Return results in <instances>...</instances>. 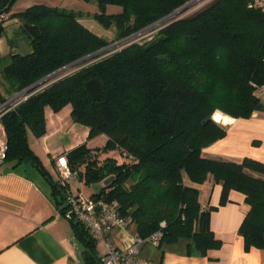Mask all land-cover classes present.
<instances>
[{
	"label": "trees",
	"instance_id": "1",
	"mask_svg": "<svg viewBox=\"0 0 264 264\" xmlns=\"http://www.w3.org/2000/svg\"><path fill=\"white\" fill-rule=\"evenodd\" d=\"M15 0H0V38L6 21L16 19L15 35L0 70V106L50 74L114 42L129 38L162 20L191 0H84L96 5L92 14L36 4L11 13ZM120 10L107 13V6ZM252 5V6H250ZM91 18L113 39L98 36L81 20ZM150 41L123 44L98 55L61 77L25 94L0 110L5 134L3 163L35 176L60 208L67 186H61L28 141L46 132V110L70 106L73 123L89 129L88 140L107 137L103 147L87 142L65 154L70 170L92 186L113 180L90 197L115 204L118 213L142 239L161 231L157 246L184 241L187 255L207 256L222 243L210 227L214 207H201L198 185L210 180L222 186L220 205L231 190L249 206L239 233L245 250L264 248V163L245 158L234 162L212 158L204 149L223 139L226 130L212 116L249 118L264 111V7L254 0H212L186 17L160 24ZM26 42L27 56L20 53ZM101 85L98 100L85 83ZM220 111V112H219ZM214 114V115H213ZM230 118V119H231ZM116 149L119 162L100 155ZM26 167H29L27 169ZM64 214V210H60ZM164 222V226L160 224ZM84 246V264H101L98 242L71 221ZM129 225V226H130Z\"/></svg>",
	"mask_w": 264,
	"mask_h": 264
},
{
	"label": "crops",
	"instance_id": "2",
	"mask_svg": "<svg viewBox=\"0 0 264 264\" xmlns=\"http://www.w3.org/2000/svg\"><path fill=\"white\" fill-rule=\"evenodd\" d=\"M81 22L83 24V20ZM8 23L14 29L8 33L9 27L6 28V34L0 38L1 57L7 55L8 39L15 35L17 29L16 19ZM230 118L220 116L215 120L226 130V135L204 149L203 154L234 162L249 158L264 163V111L253 112L249 118ZM76 126L71 121L69 108L58 113L46 110L47 132L39 140L43 141L45 153L52 165L57 164L58 158L66 160L65 154L79 144L87 142L89 145V129L82 125L79 135L73 131ZM68 131L70 139L62 144V154L56 158L57 150L52 153L54 146L50 140L56 134L63 132L66 135ZM29 144L35 151L34 146ZM4 145L5 134L0 124V147ZM56 174L52 173L55 179ZM26 175V171L13 169L9 164L2 162L0 165V264H68L71 261L84 264V246L75 235L71 221L60 212L65 201L58 208L43 181ZM72 180L67 185L69 193H73L70 190ZM197 187L201 207H214L210 213V227L221 241V248L209 250L207 256L200 257L196 254L187 255L184 241L161 248L144 244L140 247V256L161 264H264V248L251 247L245 250L244 239L239 233V227L249 211L244 194L231 190L226 204L220 205V184L208 180ZM116 231L109 233L114 246L125 249L133 243L134 226L121 235H117ZM98 244L100 257L103 253Z\"/></svg>",
	"mask_w": 264,
	"mask_h": 264
},
{
	"label": "built area",
	"instance_id": "3",
	"mask_svg": "<svg viewBox=\"0 0 264 264\" xmlns=\"http://www.w3.org/2000/svg\"><path fill=\"white\" fill-rule=\"evenodd\" d=\"M254 4L264 7V0H254ZM5 19L6 17L0 14V24ZM24 99L25 95L11 98L0 106V110L6 105L13 104L14 102L17 104ZM4 148V146L0 147V165L4 159ZM55 170L60 185L64 187L76 176V173L70 170L66 160L62 157L58 158ZM65 205L64 217L69 221L80 223L92 238L98 243H103L105 252L100 256L101 264H161L140 256V247L142 245L148 244L152 247L159 245L162 236L161 231H157L144 239L135 237L129 247L120 249L110 241L109 233L114 230H126L130 222L129 219L118 213L115 204L102 198L86 197L81 192L77 194L67 192ZM160 225L164 226V222ZM262 238H264V232H262ZM68 264L82 263L71 261Z\"/></svg>",
	"mask_w": 264,
	"mask_h": 264
},
{
	"label": "rangeland",
	"instance_id": "4",
	"mask_svg": "<svg viewBox=\"0 0 264 264\" xmlns=\"http://www.w3.org/2000/svg\"><path fill=\"white\" fill-rule=\"evenodd\" d=\"M212 0H191L188 3V6L182 10L181 12H179L178 14L175 15V17L181 18V17H186L188 15H191L195 12H197L198 10L202 9L205 5H207L208 3H210ZM36 4H43V5H48V6H57V7H61V8H66V9H72L75 11H81L83 13H89L92 14L96 11V5H94L93 3H87L84 0H15L12 8H11V13H18L21 12L25 9H27L30 6L36 5ZM120 10L119 7L117 6H107L106 12L107 13H111V12H115ZM83 20V24L85 26H87L90 30H92L94 33L99 34L98 36H104L107 37L108 39H113V34H111V32L109 31H105L96 21H94L91 18H85L82 19ZM164 23V22H163ZM160 24H156L152 27L149 26V28L147 29H143L142 31L138 32L137 34L131 36L130 38L121 41V42H114L111 45V47H109L108 49L104 50L103 52L90 57L80 63H77L65 70H63L62 72L58 73L57 75H55L52 78H57V77H61L63 75H66L72 71L75 70V67L87 60H91L93 58H95L96 56L98 57V55H103L105 53L110 54L116 50H119L120 48H122L123 44L131 43V42H144V41H150L156 34L157 30L159 28H157ZM10 25L8 23V21H6L3 24V28L6 29L8 28ZM13 28L7 29L8 33H12L13 32ZM26 43V42H25ZM5 61H2L0 63V70L1 68L4 66ZM52 78H50L49 80H51ZM42 85V84H41ZM12 97H10L9 99H11ZM19 98V97H18ZM261 101L264 102V94L260 95ZM8 99V100H9ZM3 105V104H2ZM68 108L70 109V106H68ZM68 108H65V111H67ZM220 112V111H219ZM222 113V112H221ZM221 113H216L214 116H212L214 118V120H218L217 117L220 116H226V114L224 115ZM228 117V116H227ZM82 125L81 124H77V126L73 129L74 133H78L80 135L81 133V129H82ZM70 131V130H69ZM69 131L67 132V134L65 135L63 132H60L58 134H56L55 136H53L51 138L50 141H52V144L54 146L53 152L55 153L56 158L62 154L61 150H63V145L64 143H66V140L70 139V134ZM40 138H36L35 136H33L30 132L28 133V141L34 146L35 152L36 154L39 155V157L41 158L42 162L44 165H47V167H49V169L52 171L53 175L56 174L55 170L53 169V166H55L56 169V165L57 164H53L51 163L50 160H48V155L47 153H45V146L43 144V141L39 140ZM107 141V137L105 135H101L98 136L94 139H91L89 141V146L91 148H95V147H103L106 144ZM100 157L102 159H104L105 157H113L115 158L117 161L122 162L125 161L126 159L124 158V156L122 154L119 153L118 150L113 149V150H108L107 152H103ZM57 176V174H56ZM77 177V176H76ZM70 190L74 193L77 194L78 192H81L83 195H85L86 197H90L92 195L93 189L92 186H89L87 184H85L83 181L79 180L78 178H75L74 180H72L71 182V186H70ZM133 229V226H129L126 231L125 230H117L115 233H117V235H121L123 233H126L127 231H130ZM98 247L101 251V253L105 252V247L103 245V243L99 242Z\"/></svg>",
	"mask_w": 264,
	"mask_h": 264
},
{
	"label": "water",
	"instance_id": "5",
	"mask_svg": "<svg viewBox=\"0 0 264 264\" xmlns=\"http://www.w3.org/2000/svg\"><path fill=\"white\" fill-rule=\"evenodd\" d=\"M187 6H188V4L184 5L183 7L179 8L178 10H176V11L173 12V13H171V14L168 15L167 17H165V18H163L162 20H160V21L154 23V24L151 25L150 27H152V26H154V25H156V24L162 23V22L166 21L167 19H169V18L172 17V16H175L176 14H178L179 12H181L182 10H184ZM147 28H149V27H147ZM147 28H145V29H147ZM129 38H130V37H129ZM126 39H128V38H126ZM126 39H124V40H126ZM124 40H121V41H124ZM121 41H118V42H121ZM118 42H116V43H118ZM19 47H20V53H21V55H23V56H27L28 53H29L28 45H27L25 42H21ZM109 47H111V45H108V46H106V47H104V48H102V49H100V50H98V51H96V52H94V53H91V54H89V55H87V56H85V57H83V58L77 60L76 62H74V63H72V64H70V65H68V66H66V67H64V68H62V69H60V70H58V71L52 73V74H50L49 76L43 78L42 80L38 81L37 83L31 85L30 87H28V88L25 89L24 91L18 93V94L15 95L13 98H15L16 96H19V95H25V94L29 93L30 91L34 90V89L37 88L39 85L44 84V83L47 82L50 78L54 77L55 75H57L58 73L62 72L63 70H65V69H67V68H69V67H71V66H73V65H75V64H77V63H80V62H82V61H84V60H86V59H88V58H90V57H93V56H95V55H97V54L103 52L104 50L108 49ZM85 88H86L88 94H89L94 100H98V99H99V96H100V93H101V85H100V83H99L96 79H92V80L86 82V83H85ZM112 180H113V177L111 176V177L107 178L106 180H104L102 184H94V185H92V189H93V190H96V191L99 193L100 190H101V188H102L103 186L108 185ZM65 208H66V205L64 204V205L61 207V210H62V209L64 210Z\"/></svg>",
	"mask_w": 264,
	"mask_h": 264
},
{
	"label": "snow or ice",
	"instance_id": "6",
	"mask_svg": "<svg viewBox=\"0 0 264 264\" xmlns=\"http://www.w3.org/2000/svg\"><path fill=\"white\" fill-rule=\"evenodd\" d=\"M217 118H219V117H217Z\"/></svg>",
	"mask_w": 264,
	"mask_h": 264
}]
</instances>
